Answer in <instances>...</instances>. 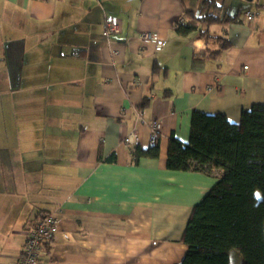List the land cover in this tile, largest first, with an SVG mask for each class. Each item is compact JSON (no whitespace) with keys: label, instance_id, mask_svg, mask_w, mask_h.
<instances>
[{"label":"crops","instance_id":"obj_1","mask_svg":"<svg viewBox=\"0 0 264 264\" xmlns=\"http://www.w3.org/2000/svg\"><path fill=\"white\" fill-rule=\"evenodd\" d=\"M215 7L207 39L195 20ZM106 15L121 25L111 44ZM255 104L264 0H0V264L15 263L46 213L58 233L40 264H181L192 210L221 174L168 170L170 138L189 142L195 111L239 124ZM153 120L159 157L135 162Z\"/></svg>","mask_w":264,"mask_h":264},{"label":"trees","instance_id":"obj_2","mask_svg":"<svg viewBox=\"0 0 264 264\" xmlns=\"http://www.w3.org/2000/svg\"><path fill=\"white\" fill-rule=\"evenodd\" d=\"M219 17L220 9L215 7L212 14L196 18L205 27L201 34L207 39H213L207 26L219 22ZM195 21L180 26L179 31L187 34L196 29ZM228 46L225 41L222 49ZM217 53L210 51L209 57ZM133 155L135 162L156 159L159 146L136 147ZM167 169L221 174L192 210L182 238L188 250L181 264H230L232 249L241 253L242 264H264V104L244 110L239 124L222 114L195 111L189 142L170 138Z\"/></svg>","mask_w":264,"mask_h":264},{"label":"built area","instance_id":"obj_3","mask_svg":"<svg viewBox=\"0 0 264 264\" xmlns=\"http://www.w3.org/2000/svg\"><path fill=\"white\" fill-rule=\"evenodd\" d=\"M258 14L248 13L247 21H255ZM103 34L108 38L109 43L116 41L121 33V25L118 17L113 15H106L103 25ZM140 39L144 43L153 44L157 51L164 48L165 42L156 33L142 32ZM141 117V114H138ZM151 137L150 148L158 146L161 122L160 120H153L150 122ZM127 143L130 145H138V135L136 130H133L127 138ZM58 233V221L53 213H46L39 216L35 228L29 233L22 253L14 264H40V259L46 244L51 242Z\"/></svg>","mask_w":264,"mask_h":264},{"label":"rangeland","instance_id":"obj_4","mask_svg":"<svg viewBox=\"0 0 264 264\" xmlns=\"http://www.w3.org/2000/svg\"><path fill=\"white\" fill-rule=\"evenodd\" d=\"M229 257H230V264H242L243 263V257L241 253L236 249H232L230 251Z\"/></svg>","mask_w":264,"mask_h":264},{"label":"snow or ice","instance_id":"obj_5","mask_svg":"<svg viewBox=\"0 0 264 264\" xmlns=\"http://www.w3.org/2000/svg\"><path fill=\"white\" fill-rule=\"evenodd\" d=\"M257 198H258V199L260 198L259 194H257Z\"/></svg>","mask_w":264,"mask_h":264},{"label":"water","instance_id":"obj_6","mask_svg":"<svg viewBox=\"0 0 264 264\" xmlns=\"http://www.w3.org/2000/svg\"><path fill=\"white\" fill-rule=\"evenodd\" d=\"M248 1H252V0H248Z\"/></svg>","mask_w":264,"mask_h":264}]
</instances>
